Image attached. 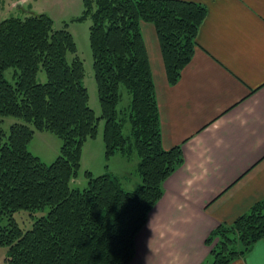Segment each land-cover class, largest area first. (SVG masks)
Segmentation results:
<instances>
[{
	"label": "trees",
	"instance_id": "16d2710c",
	"mask_svg": "<svg viewBox=\"0 0 264 264\" xmlns=\"http://www.w3.org/2000/svg\"><path fill=\"white\" fill-rule=\"evenodd\" d=\"M84 6L75 20L91 18L99 116L90 106L84 64L67 27L56 28L46 13L0 20V248H7L2 264H129L164 181L183 163L180 146H163L141 25L155 26L168 81L176 84L194 55L206 6L185 0H84ZM11 69L12 80L6 77ZM40 70L47 77L43 83L37 80ZM10 116L20 121L5 131ZM102 121L107 160L116 153L139 157L142 181L134 190H126L112 172L95 176L91 170L85 172L86 187L73 185L83 147L98 137ZM36 131L61 140L54 161L29 149ZM21 210L33 217L28 229L15 217ZM262 239L264 199L210 233L212 259L201 264H230Z\"/></svg>",
	"mask_w": 264,
	"mask_h": 264
},
{
	"label": "crops",
	"instance_id": "0c3cea01",
	"mask_svg": "<svg viewBox=\"0 0 264 264\" xmlns=\"http://www.w3.org/2000/svg\"><path fill=\"white\" fill-rule=\"evenodd\" d=\"M24 1L1 0L0 20L15 8L24 11ZM185 1L205 5L207 16L176 84L168 81L155 26L141 25L163 146H180L183 163L164 181L163 196L137 234L129 264L210 263V233L264 199V0ZM116 154L137 161V180L130 179L131 173L115 172L122 185L124 177L135 182L134 190L142 181L139 157L136 152ZM230 264H264V239Z\"/></svg>",
	"mask_w": 264,
	"mask_h": 264
},
{
	"label": "rangeland",
	"instance_id": "374dc122",
	"mask_svg": "<svg viewBox=\"0 0 264 264\" xmlns=\"http://www.w3.org/2000/svg\"><path fill=\"white\" fill-rule=\"evenodd\" d=\"M6 2H8V0H6ZM12 2H14V0H11V2L8 3L11 4ZM29 6L34 7L33 9H30L33 11L29 10ZM22 10L24 11H19L15 8L12 11L11 15L24 16L25 14L29 13L28 11L35 13H47L54 19L56 28L67 27L73 34V37L77 44L76 54L83 61L85 68V77L83 82L89 91L90 106L95 110L98 116L101 115L102 110L98 95L97 82L94 76V59L90 44L91 18L90 16H88L84 20H75L81 17L85 10L84 0H26V2L24 1L23 3ZM1 15H3L2 11L0 13V17ZM11 15H6V17H9ZM70 57L72 58L73 56ZM13 71L14 70L12 69L6 71V77L10 80H12ZM37 80L42 83L47 80L45 71H39ZM17 121L20 120L16 117L10 116L5 118V121L3 123L4 130L9 131L11 125ZM103 128L104 121L100 123L98 138L96 140H88L85 147H83L81 169L78 173V176L72 180L74 186H77L79 188H84L87 186L88 179L85 175L86 170H91L95 176L106 172H113L114 174L115 172H117V174L127 173L128 175L131 173L130 175L132 176V178L130 179H133L134 181L137 180V175L135 172L137 161L135 163L126 162L125 158L122 160L120 154H115L114 157H111L110 160H107L105 158V154L103 155L102 151L104 150L105 152ZM28 146L33 153L37 152L45 156L46 159H49L50 162H52L59 155L61 140L52 132L36 131ZM124 178L123 186L126 189L130 190L136 186L135 182L130 183L129 180H125ZM41 213L44 212H35V215L38 216L41 215ZM15 217L21 227L25 229H28L33 225L34 220L29 211L21 210L16 213ZM231 237L232 239H237L236 236L232 235ZM218 240L219 239L214 240L213 245L219 242ZM237 248L241 250L243 249V246L238 244ZM6 250L7 248H0L1 264L4 261Z\"/></svg>",
	"mask_w": 264,
	"mask_h": 264
},
{
	"label": "water",
	"instance_id": "95a60500",
	"mask_svg": "<svg viewBox=\"0 0 264 264\" xmlns=\"http://www.w3.org/2000/svg\"><path fill=\"white\" fill-rule=\"evenodd\" d=\"M29 13H33V12H30V11H28Z\"/></svg>",
	"mask_w": 264,
	"mask_h": 264
}]
</instances>
